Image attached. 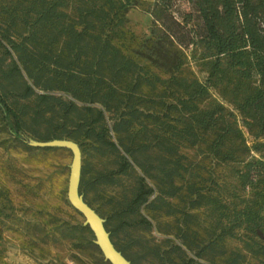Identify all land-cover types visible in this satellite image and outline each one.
Returning a JSON list of instances; mask_svg holds the SVG:
<instances>
[{"label": "trees", "instance_id": "16d2710c", "mask_svg": "<svg viewBox=\"0 0 264 264\" xmlns=\"http://www.w3.org/2000/svg\"><path fill=\"white\" fill-rule=\"evenodd\" d=\"M74 1L72 13L67 0H11L0 11V91L29 101L12 108L0 92L5 130L24 143V134L39 142L69 140L83 153L79 139H84L100 155L114 154L113 171L88 178L87 165L81 166L78 195L89 208L86 193L96 184L113 185L134 166L140 170L130 199L101 218L112 246L130 264L146 258L159 264H215L216 248L241 224L216 222L213 233L219 234L208 241L188 234L190 211L217 198L203 185L208 180L186 179L192 167L184 164L182 149H195L216 165L244 163L235 171L242 190L264 183V0H155L150 37L137 52L141 62L126 55L120 43L134 2ZM189 47L204 51V84L187 67ZM211 89L231 109L213 101ZM239 123L261 160L245 162L251 148ZM171 204H183L182 228L174 235L180 245L148 248L125 231L151 227L144 216L131 219L142 206L154 219L164 208L175 215ZM256 227L255 221L251 229ZM84 230L90 233L87 226ZM256 247L264 264V239Z\"/></svg>", "mask_w": 264, "mask_h": 264}, {"label": "rangeland", "instance_id": "374dc122", "mask_svg": "<svg viewBox=\"0 0 264 264\" xmlns=\"http://www.w3.org/2000/svg\"><path fill=\"white\" fill-rule=\"evenodd\" d=\"M130 1L135 5L126 15L129 23L126 34L120 41L121 49L126 55L141 62L137 52L144 51L143 46L145 47L150 37L153 23L151 13L155 0ZM10 2L11 0H0V11L5 12ZM67 2V11L72 13L75 1ZM185 7L183 3L181 8ZM184 53L189 71L204 84L207 67L204 65L206 59L203 58V49L189 47ZM2 57L0 50V59ZM0 92L12 108L29 104V101L16 98L11 92ZM35 93L43 94L37 89ZM48 95L58 97L60 93L49 92ZM209 95L213 101L231 109L217 89L209 90ZM108 126L110 128L111 124ZM239 127L247 146L251 148L245 162L261 160L259 154L252 149L253 140L240 123ZM111 136L114 141L112 133ZM23 138L33 140L27 134ZM79 142L83 150V153L80 150L81 166L83 163L87 165L88 178L94 177L98 172L107 173L117 168L114 154L102 156L91 141L79 139ZM182 152L186 156L184 164L192 167L188 173L191 176L186 175V179L194 182L208 180L203 185L211 188L210 194L217 198L214 204L190 211L192 218L188 226L191 231L188 234L194 233L198 239L208 241L219 234L213 233L216 222L228 226L241 224L233 230L234 237H225L223 245L216 248L213 253L215 264H224L226 260L234 258L237 259L236 264H259L254 252L257 250L256 243L264 239V183L242 190L235 171L243 170L244 163L216 165L205 160L204 155L195 149L183 148ZM72 161V152L67 148H34L28 146L27 142L14 140L5 130L0 115V264H109L94 244L91 231L88 233L84 230V218L68 202ZM138 176H141V172L134 166L126 175L116 177L113 185L96 184L86 193L85 201L100 218L105 219L120 206L119 203L130 199ZM146 183L152 185L149 179H146ZM242 199L246 201L241 202ZM171 206L176 209L175 215H167V209L164 208L154 215V219L149 210L142 206L131 219L138 220L140 216H144L151 222V227L144 229L129 226L125 231L148 248L157 245L166 249L172 243L180 245L174 235L182 228L184 213H179V210L183 204ZM233 211L238 215L237 221ZM255 221L257 227L252 230ZM182 249L185 250L183 247ZM188 255L194 257L193 253ZM199 261L204 262L201 259ZM140 264L159 263L146 258Z\"/></svg>", "mask_w": 264, "mask_h": 264}, {"label": "water", "instance_id": "95a60500", "mask_svg": "<svg viewBox=\"0 0 264 264\" xmlns=\"http://www.w3.org/2000/svg\"><path fill=\"white\" fill-rule=\"evenodd\" d=\"M27 144L34 148H67L72 152L73 161L67 190L68 202L84 218V225L93 234L94 244L99 248L104 260L109 264H130L112 246L109 235L103 226V220L78 195L81 169V154L78 146L69 140H52L47 142L28 140Z\"/></svg>", "mask_w": 264, "mask_h": 264}]
</instances>
